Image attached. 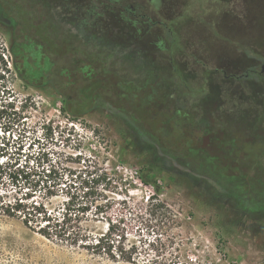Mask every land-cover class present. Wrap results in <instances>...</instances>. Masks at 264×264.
Here are the masks:
<instances>
[{"label": "rangeland", "instance_id": "1", "mask_svg": "<svg viewBox=\"0 0 264 264\" xmlns=\"http://www.w3.org/2000/svg\"><path fill=\"white\" fill-rule=\"evenodd\" d=\"M29 2L33 1L25 0V8L33 11ZM48 2L58 9L72 5L81 13L78 16L87 17L77 20L83 32L87 22L109 28L100 37L111 39L112 52L103 61L73 70L69 56L61 55L73 52L69 45L56 41L58 49L49 51L40 40H32L28 30L27 60L31 64L33 57L43 70L39 86L25 85L17 75L11 86L16 97L30 106L26 122H51L54 133L44 140L38 127V144L31 143V132L21 134L17 125L8 131L0 128L7 156L23 160L28 155L35 166L39 151L51 159L65 154L75 158L65 162L70 168H83L88 159L107 171L113 178L108 194L115 197L107 216L123 220L126 245L160 237L167 244L163 255L172 260L165 264H264V171L248 175L252 189L247 190L245 173L220 172L200 150L197 131L201 102L213 108L216 95L225 104L242 107L234 111L238 115L231 121L236 130L249 123L264 132V72L247 82L212 72L214 68L259 71L264 61V0ZM2 8L0 3V53L10 60L8 47L20 38L2 16ZM37 10L31 15L34 23L45 12L37 14ZM33 45H38L37 52L32 51ZM77 46L82 52L84 47ZM26 71L36 74L29 66ZM90 81L86 88L90 92L94 87L93 95L81 100L78 89ZM66 98L78 109L77 115L60 110L66 107ZM260 164L264 166V151ZM238 181H243L241 198L232 192ZM14 191L8 184L1 189L2 197L11 200L13 194L20 195ZM150 195L167 205L171 220L163 224L158 214L148 233L136 214L148 216L144 204ZM88 227L104 231L106 224L90 222ZM148 252L141 259H150L153 252ZM0 264L133 263L115 262L46 239L20 218L0 214Z\"/></svg>", "mask_w": 264, "mask_h": 264}, {"label": "trees", "instance_id": "2", "mask_svg": "<svg viewBox=\"0 0 264 264\" xmlns=\"http://www.w3.org/2000/svg\"><path fill=\"white\" fill-rule=\"evenodd\" d=\"M32 1L29 5L33 11L25 8L27 7L24 5L25 0H0L3 7L2 16L10 20L16 36L20 38V41L13 42L8 47L10 60L0 53V128L8 131L17 125V129L23 132L21 134H24L26 130L32 133L34 138L31 143L40 144L37 135L38 127L41 129L40 133L44 140L53 136L54 128L51 122L46 121L28 124L26 120L30 106L28 107L26 101H22L25 99L16 97L11 86L13 77L17 75V78L25 85L37 87L40 72H43L39 70V65L33 57L31 64L27 60V45L24 37L30 30L32 40H40L50 51L56 48V41L71 40L75 34L78 37H85L84 30L77 28L76 24L77 20L87 19V17L78 16L81 13L72 8V5L66 4L69 8L58 9L59 7L49 3L48 0ZM12 9L16 11V15L12 13ZM37 9H44L45 12L43 14L41 11L38 16L42 18L40 17V21L34 23L31 15ZM91 28L99 30L102 25L98 23V26H94L87 22L85 30L89 31ZM33 47L32 51L37 52L38 45ZM26 66H29V69L32 68L36 74H27ZM85 89L86 86H84ZM90 95L93 94L79 93L81 100ZM18 102H20L19 105ZM65 103L66 107L60 109L62 112L72 116L78 114L79 111L71 100L66 98ZM80 111L82 112L81 109ZM19 125L21 127H18ZM19 137H16V140L21 141ZM63 139L66 141L69 138ZM4 144L5 142L0 141V214L20 218L26 226L46 239L104 256L115 262L147 264L148 261L150 264H165L171 260L163 255L167 244L158 236L150 241L142 238L139 240L140 244L132 241L126 245V236L121 225L123 220H113L107 216L115 201V197L108 194V191L111 192L113 178L107 171L97 165H91L88 159H84L86 164L83 168H70L65 165V162L75 161L71 155L62 154L51 159L46 153L40 151L33 159L35 166L30 165L31 160L28 155L23 160L19 156H7ZM34 162L32 161V164ZM241 183L243 184V181H238L237 189L232 191L239 198L242 197ZM8 184L15 188L16 194L20 192V195L13 194L11 200L4 199L1 189ZM112 192L114 193L113 190ZM144 206V213L148 216L140 213L136 214V219L148 230V233L153 230L155 226L153 220L158 214L164 219V223L161 220L163 224L171 220L170 209L155 196L150 195ZM99 221H105L104 231H98L97 227L93 229L88 227L90 222ZM149 250L153 252L150 259H141L142 254L149 255Z\"/></svg>", "mask_w": 264, "mask_h": 264}, {"label": "flooded vegetation", "instance_id": "3", "mask_svg": "<svg viewBox=\"0 0 264 264\" xmlns=\"http://www.w3.org/2000/svg\"><path fill=\"white\" fill-rule=\"evenodd\" d=\"M105 30L110 31L107 27H102L99 30L91 28L85 32V37H78L75 34L71 40H62L70 48L71 45L72 47L76 45L74 49L68 48L70 51H73L72 53L66 52L61 54L69 56L70 64H73L70 68L77 70L82 65L90 66L91 64L93 65L94 61H103V57L111 55L112 49L109 44L111 39H103L100 37ZM112 41H116V38L112 39ZM77 45L84 47L82 50L80 49L82 52L78 53ZM64 51L67 50L65 49ZM105 51L107 52L105 53ZM44 57L46 61L50 60L49 55L46 54ZM78 60H80V63ZM202 67H205L204 63ZM230 67L232 68V66ZM226 71L224 68H214L212 70L213 73H220L226 78H235L237 80L245 79V82L255 77L258 78V75L262 73L260 67L259 71L253 68H247L242 73H237L233 70ZM206 74L207 70L205 69L203 76L205 77ZM251 75L255 76L252 77ZM92 82L90 81L84 86L90 87ZM84 86L79 87V93H88L87 88L84 90ZM90 92H94L93 88H91ZM212 104L213 108H206L203 106V102H201V112L197 126V131L200 134L199 139L201 138L202 143L200 150L214 160L220 172L221 170H231L236 174L245 173L244 178L246 179L247 190L251 191L252 182L249 180L248 175L251 173H262L264 171V166L260 164L264 151V132H262L260 126L253 128V125L249 126V123L240 131L235 129L231 121L235 120L238 113L236 114L234 111L237 109L241 110L240 108L242 107L239 108L233 103L225 104L216 95ZM240 113L243 114V112Z\"/></svg>", "mask_w": 264, "mask_h": 264}, {"label": "water", "instance_id": "4", "mask_svg": "<svg viewBox=\"0 0 264 264\" xmlns=\"http://www.w3.org/2000/svg\"><path fill=\"white\" fill-rule=\"evenodd\" d=\"M260 71L261 72H264V62L261 64V66H260Z\"/></svg>", "mask_w": 264, "mask_h": 264}]
</instances>
